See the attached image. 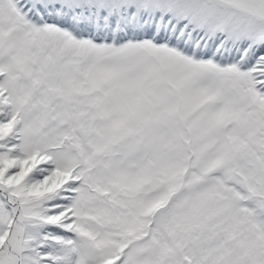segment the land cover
<instances>
[{
  "label": "snow or ice",
  "instance_id": "snow-or-ice-1",
  "mask_svg": "<svg viewBox=\"0 0 264 264\" xmlns=\"http://www.w3.org/2000/svg\"><path fill=\"white\" fill-rule=\"evenodd\" d=\"M0 264H264V0H0Z\"/></svg>",
  "mask_w": 264,
  "mask_h": 264
}]
</instances>
